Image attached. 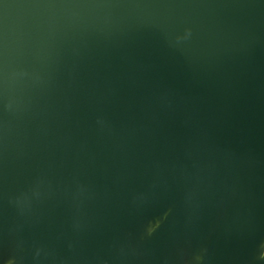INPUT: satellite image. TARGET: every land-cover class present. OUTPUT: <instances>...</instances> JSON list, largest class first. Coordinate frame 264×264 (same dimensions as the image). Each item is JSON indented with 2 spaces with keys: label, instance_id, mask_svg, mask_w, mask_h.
Here are the masks:
<instances>
[{
  "label": "water",
  "instance_id": "obj_1",
  "mask_svg": "<svg viewBox=\"0 0 264 264\" xmlns=\"http://www.w3.org/2000/svg\"><path fill=\"white\" fill-rule=\"evenodd\" d=\"M0 264H264V0H0Z\"/></svg>",
  "mask_w": 264,
  "mask_h": 264
}]
</instances>
